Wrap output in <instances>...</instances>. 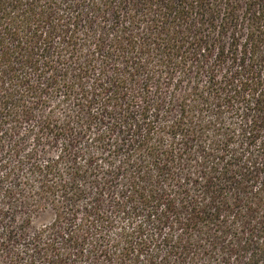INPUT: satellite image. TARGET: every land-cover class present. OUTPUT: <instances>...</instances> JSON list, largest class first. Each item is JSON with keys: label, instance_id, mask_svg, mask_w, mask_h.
I'll return each mask as SVG.
<instances>
[{"label": "trees", "instance_id": "obj_1", "mask_svg": "<svg viewBox=\"0 0 264 264\" xmlns=\"http://www.w3.org/2000/svg\"><path fill=\"white\" fill-rule=\"evenodd\" d=\"M0 264H264V0H0Z\"/></svg>", "mask_w": 264, "mask_h": 264}]
</instances>
